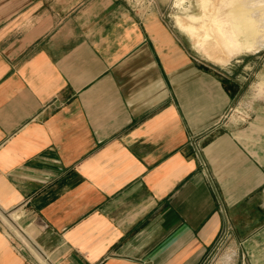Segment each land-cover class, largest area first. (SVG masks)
I'll return each mask as SVG.
<instances>
[{"label":"crops","instance_id":"1","mask_svg":"<svg viewBox=\"0 0 264 264\" xmlns=\"http://www.w3.org/2000/svg\"><path fill=\"white\" fill-rule=\"evenodd\" d=\"M167 6L0 0V264H264V62Z\"/></svg>","mask_w":264,"mask_h":264},{"label":"bare ground","instance_id":"2","mask_svg":"<svg viewBox=\"0 0 264 264\" xmlns=\"http://www.w3.org/2000/svg\"><path fill=\"white\" fill-rule=\"evenodd\" d=\"M185 1L177 0L176 6L189 11L191 5H185ZM220 2L229 8L224 6L222 10L227 9L223 12L212 0H198L201 15L174 16L175 25L189 37L197 53L225 65L241 55L256 54L264 49V0ZM258 86L264 93V83ZM23 239L30 241L27 235H23Z\"/></svg>","mask_w":264,"mask_h":264},{"label":"rangeland","instance_id":"3","mask_svg":"<svg viewBox=\"0 0 264 264\" xmlns=\"http://www.w3.org/2000/svg\"><path fill=\"white\" fill-rule=\"evenodd\" d=\"M132 3H133V7L136 8V9H145L146 7L150 8V6H148L147 2H153L151 4V6L155 3L156 0H137L139 3H141V1L143 2V5L141 7H137L136 4H135V0H131ZM176 1L177 0H168V6H167V9H168V12L167 14L169 15L170 18H168V20L170 21V23L172 25H175V22H174V16L176 14H180V15H187V14H196V15H201V10L199 8V3H198V0H186L185 2V5L190 6L189 8V11H185V10H182L180 8H178L176 6ZM213 3H214V6H216V8L218 7L220 10H222V8L224 9V4L225 3H222L220 2V0H212ZM221 3V5L219 4ZM219 5L221 7H219ZM140 6V4L138 5ZM228 5H226L225 7H227ZM229 8V6H228ZM191 9V10H190ZM227 8H225V10H222L223 12L226 11ZM176 26V25H175ZM195 51V50H194ZM200 58L204 59V60H207V58H205L204 56L200 55L199 53L195 52ZM259 59H258V58ZM242 58H252L253 61L254 60H257V61H262L264 62V49H262L259 53H256V54H251V53H248V54H245V55H241L240 57L238 58H235L233 60H241ZM232 60V61H233ZM260 83H264V80L260 81L259 83H257V85L255 86V91L257 93L258 96L260 97H264V93L262 91H260L261 89H259V86L258 84ZM251 84H254L253 81L251 82ZM262 92V93H261Z\"/></svg>","mask_w":264,"mask_h":264},{"label":"built area","instance_id":"4","mask_svg":"<svg viewBox=\"0 0 264 264\" xmlns=\"http://www.w3.org/2000/svg\"><path fill=\"white\" fill-rule=\"evenodd\" d=\"M152 3L153 2H147L148 6H151ZM135 4L137 7H141L143 5V2L141 1V3H139L137 0H135ZM139 4L140 6H138ZM5 217L7 218V221L3 219V224L8 230V232L10 233V236L12 238L17 237V235L19 237H22L24 233H23L22 228L17 224V221L15 219H12L9 215H5ZM22 242H24L25 245H28V243L25 242L24 239Z\"/></svg>","mask_w":264,"mask_h":264}]
</instances>
